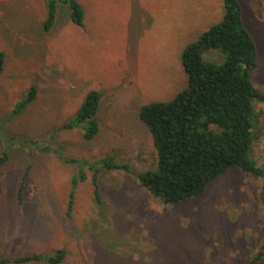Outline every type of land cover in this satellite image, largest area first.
I'll return each mask as SVG.
<instances>
[{"label":"rangeland","instance_id":"rangeland-1","mask_svg":"<svg viewBox=\"0 0 264 264\" xmlns=\"http://www.w3.org/2000/svg\"><path fill=\"white\" fill-rule=\"evenodd\" d=\"M77 1L83 26L60 2L45 30L47 0H0V156L8 153L0 166V259H9L0 264L60 248L67 251L61 264H264L256 259L264 177L232 168L180 203H166L138 178L158 158L141 108L188 86L182 53L222 20L224 0ZM241 3L259 51L253 81L264 92V0ZM209 56L222 62L227 54ZM32 86L35 100L14 112ZM91 90L103 97L101 129L88 140L87 123L61 126ZM254 103L251 157L264 169V101ZM107 156L130 163L131 172L103 167Z\"/></svg>","mask_w":264,"mask_h":264},{"label":"trees","instance_id":"trees-1","mask_svg":"<svg viewBox=\"0 0 264 264\" xmlns=\"http://www.w3.org/2000/svg\"><path fill=\"white\" fill-rule=\"evenodd\" d=\"M67 3L71 17L77 25H84L85 10L77 0H47L45 30L56 22L59 3ZM213 50L227 54L222 62L210 57ZM258 45L245 27L241 0H224L221 21L205 30L188 44L182 53V64L188 73V86L173 100L151 101L141 108V117L149 127L157 149V167L138 175L141 185L166 203H180L201 197L209 185L232 168L264 177V169L252 156L255 133L254 101H264V92L253 81V70L258 66ZM5 64L0 54V74ZM37 89L29 92L17 103L14 112L26 108L35 100ZM103 91L91 90L85 96L76 117L62 128L76 123H87L85 138H95L101 124L97 117ZM8 153L0 156V166ZM114 158V157H113ZM102 158L103 167L131 172L128 162ZM94 174L95 195L101 201L99 175ZM24 183H21L22 195ZM76 190L70 193L68 212L73 211ZM264 204V187L262 191ZM67 251L60 248L54 254L31 253L14 260L19 264L44 261L61 264ZM264 260V232L262 250L256 256ZM9 259H0V263Z\"/></svg>","mask_w":264,"mask_h":264}]
</instances>
